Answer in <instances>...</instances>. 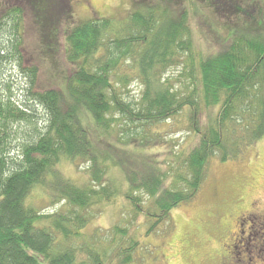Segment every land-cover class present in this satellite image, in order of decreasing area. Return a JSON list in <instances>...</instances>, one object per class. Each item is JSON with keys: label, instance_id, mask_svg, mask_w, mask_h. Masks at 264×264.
<instances>
[{"label": "trees", "instance_id": "1", "mask_svg": "<svg viewBox=\"0 0 264 264\" xmlns=\"http://www.w3.org/2000/svg\"><path fill=\"white\" fill-rule=\"evenodd\" d=\"M5 1L0 71L6 78L17 66L23 82L18 93L0 78V264H129L141 215L144 233L157 232L197 196L213 156L236 157L264 135V6L256 25L244 24L259 9L243 0H189L192 10L181 0H138L113 27L110 18L73 21L71 0ZM190 11L207 22L206 52L194 49ZM175 66L178 76L163 78ZM135 77L139 99L123 98ZM81 108L95 122L91 132ZM182 111L191 136L179 149L176 140L162 142L157 125ZM67 161L89 163L85 185L60 171ZM113 166L125 185L114 184ZM37 187L61 207L41 211ZM119 191L126 224H94L87 233Z\"/></svg>", "mask_w": 264, "mask_h": 264}, {"label": "rangeland", "instance_id": "2", "mask_svg": "<svg viewBox=\"0 0 264 264\" xmlns=\"http://www.w3.org/2000/svg\"><path fill=\"white\" fill-rule=\"evenodd\" d=\"M89 1L93 6V11L88 10L85 5L78 3L77 0H71L73 21L81 22L96 17L110 18L114 27L129 20L131 13L138 9L136 5L138 0ZM243 1L249 2L259 9L252 14V20H247L244 24L261 25L263 20L261 19L260 9L264 6V0ZM243 1L239 0L240 4L245 5ZM180 2L191 8L189 0H181ZM2 4L3 0H0V9ZM190 13L189 22L192 29L194 49L196 52L202 50L206 52L209 47L204 33L210 32L207 29V22L191 18L196 17V15L192 11ZM20 34L25 37V42L29 46L28 49L32 48L34 36L31 26L25 24V28L21 30ZM207 35L209 39L213 40V34ZM60 63L64 67L62 59L54 66L55 70L56 67L60 68L59 76L62 73L65 74V70L60 67ZM45 65L47 71L49 68L52 69L49 62H46ZM179 72L180 67H170L163 78H176ZM5 75L6 78H3V72L0 71V78L12 82L10 83L12 91L19 93L17 88L23 82L21 70L16 66L10 70V74ZM42 76L44 79L45 73ZM261 77L264 83V66L261 69ZM142 87L140 79L135 77L131 79L125 88L121 89L120 94L125 99L137 100ZM78 116L80 123L89 132L96 128L92 116L85 109H79ZM187 124L185 111L179 112L167 122L158 124L157 130L161 132L162 142L176 140V147H179V149L187 147L188 141L190 142L189 136H191ZM160 149H162L159 151L161 153L164 149H167V146L163 148L160 146ZM209 162L207 176L197 196L170 211L167 222V225H171L170 227L167 228V225L161 226L157 232L145 234L143 231L145 226L142 222L146 217L144 218L143 215L140 216L142 220H139L141 223L138 227L131 226V231L136 233L135 236L139 240V246L135 250V259L129 264H218L215 258V250L216 247L219 249L221 238L216 231L212 233L213 230L217 229H214L215 223L219 219H224L223 225L227 228L233 218L241 212L246 210L264 212V135L253 145L245 147L241 154L236 157L220 160L217 156H213ZM88 164L87 161H81L74 166L67 161L60 166V171L73 182L85 185L88 180L86 169ZM110 176L115 185H118V183H124L125 185L126 181L123 182L125 179L120 168L113 166L110 169ZM32 194L35 205H38L41 211H55L63 204V202L47 204L46 201L48 200L45 192L40 187L34 188ZM124 203L126 202L122 199L121 192H117L112 204L101 205V207L105 206L99 209L100 212L97 217L89 222L91 225L88 226L86 232L91 233L94 224L105 228L121 222L126 224L123 219L128 214L124 210H127V206L122 208ZM135 223H138V220ZM216 226H218V223Z\"/></svg>", "mask_w": 264, "mask_h": 264}, {"label": "flooded vegetation", "instance_id": "3", "mask_svg": "<svg viewBox=\"0 0 264 264\" xmlns=\"http://www.w3.org/2000/svg\"><path fill=\"white\" fill-rule=\"evenodd\" d=\"M77 1L93 11L89 0ZM223 224L224 219H219L214 226L217 229L212 231L221 238L215 250L218 264H264V212L246 210L236 215L227 228Z\"/></svg>", "mask_w": 264, "mask_h": 264}]
</instances>
